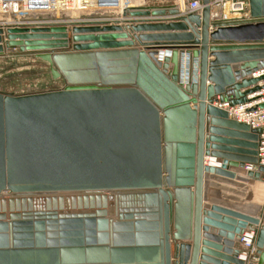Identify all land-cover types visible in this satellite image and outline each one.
Masks as SVG:
<instances>
[{"label":"water","instance_id":"water-1","mask_svg":"<svg viewBox=\"0 0 264 264\" xmlns=\"http://www.w3.org/2000/svg\"><path fill=\"white\" fill-rule=\"evenodd\" d=\"M201 1L187 14L173 3L0 26V55L37 51L66 83L0 90V264H264V205L204 204L210 179L264 174L258 135L214 105L258 89L264 0H248L249 17L236 20ZM40 18L54 15L22 20ZM183 50L199 71L186 87ZM247 230L257 262L239 257Z\"/></svg>","mask_w":264,"mask_h":264},{"label":"built area","instance_id":"built-area-1","mask_svg":"<svg viewBox=\"0 0 264 264\" xmlns=\"http://www.w3.org/2000/svg\"><path fill=\"white\" fill-rule=\"evenodd\" d=\"M83 1L89 2L90 0H0V26L6 25H19L24 23H38V22H51L60 21L61 18L53 20L37 21H24L23 16L26 15H43L51 14L56 9L68 12L86 10L87 8L82 5ZM118 0V5L113 9L122 11L127 7H136L142 5V0ZM248 0H210L212 17L218 20H230L233 15H239L242 19L249 17ZM179 4L181 13L187 14L190 12H201L204 5L201 0H176ZM215 7H219L223 16L213 12ZM110 9L112 7H104ZM229 13V15L226 14ZM53 15V14H51ZM229 16V17H228ZM234 17V16H233ZM179 83L186 87L192 81L198 78V60L190 54L189 51L183 50L179 56ZM253 77L263 76L256 85L258 89L250 92L246 96V101L230 105L228 102L222 103L221 106L227 109L229 116L239 122L248 124L251 130L258 135L257 138V157L259 163L264 165V67L253 73ZM246 170H253V164H247ZM264 183V174L260 180ZM264 205V203H263ZM256 230H247L240 239L241 254L239 257L246 263L249 261H258L256 255Z\"/></svg>","mask_w":264,"mask_h":264},{"label":"rangeland","instance_id":"rangeland-1","mask_svg":"<svg viewBox=\"0 0 264 264\" xmlns=\"http://www.w3.org/2000/svg\"><path fill=\"white\" fill-rule=\"evenodd\" d=\"M149 1L151 4H158L161 1L168 2L170 0ZM171 1L175 2V0ZM95 10H98L97 7H91L87 8L85 12ZM233 16H231V19H242L239 15ZM36 52L37 51L21 52L16 48L5 47L3 54L0 55V90L24 94L34 91L60 89L65 86L63 78L55 79V82L51 80L53 77H51L52 74L49 66L46 65L43 59L34 55ZM214 181L215 180H213V182ZM229 183L231 182L223 179L216 181L215 190L213 191L216 192V196L218 197V199H216L218 200L217 202H223L228 204L227 206H232L250 213L259 212V209L264 203L263 182L251 180ZM224 185H228L230 188L225 189Z\"/></svg>","mask_w":264,"mask_h":264},{"label":"crops","instance_id":"crops-1","mask_svg":"<svg viewBox=\"0 0 264 264\" xmlns=\"http://www.w3.org/2000/svg\"><path fill=\"white\" fill-rule=\"evenodd\" d=\"M149 0H142V5L141 6H148V5H168V4H173V3H175L176 2V0H175V2H173V1H168V2H165V1H161V2H159L158 4H151V2L149 3L148 2ZM85 11L86 10H82L80 13H85ZM95 11H99V12H104V11H110L113 15H114V17L113 18H117V19H119V14L121 13V11L118 9H103V8H99L98 10H95ZM69 13H71V12H69ZM77 14H79V13H75V15H71L73 18H74V16H76ZM166 16H169V15H166ZM76 18V17H75ZM126 39H130V38H118V40H126ZM185 51H187V50H185ZM209 59H214V57H212V56H210L209 57ZM44 62L46 63V65L47 66H49V69H50V64L47 62V61H45L44 60ZM256 73H257V71H256ZM253 75H255V74H251V76H253ZM251 76H249V77H251ZM52 77V76H51ZM51 80L53 81V82H55V79H53V78H51ZM65 82V81H64ZM209 84H210V82H208ZM66 84V83H65ZM214 105H216V106H218V107H222L221 106V104L219 103V102H214ZM223 108V107H222ZM208 158H206V160H207ZM228 182H230L229 180H227ZM210 183L208 184V187H207V185H206V187H205V192H206V195H205V199H204V204L205 205H211L212 203H219V202H217L218 200H216V199H218V197L216 196V192L215 191H213V190H215V186H216V181H214L215 182V184H214V182H213V180L212 179H210V181H209ZM234 183H238L239 181H233ZM213 183V184H212ZM232 183V182H231ZM231 183H229V184H231ZM225 187H228V188H230V186H228V185H224ZM233 186H236V185H233ZM237 187V186H236ZM213 192V193H212ZM214 193H215V195H214ZM215 197H217V198H215ZM223 204V205H228V204H226V203H223V202H220V204ZM263 205V204H262ZM206 233H208V234H210V233H213V234H216L217 233V230L216 229H214L213 227H210V230L208 231V232H205V231H202V234H203V237L205 236V234Z\"/></svg>","mask_w":264,"mask_h":264},{"label":"bare ground","instance_id":"bare-ground-1","mask_svg":"<svg viewBox=\"0 0 264 264\" xmlns=\"http://www.w3.org/2000/svg\"><path fill=\"white\" fill-rule=\"evenodd\" d=\"M213 12L214 13H216V14H218V15H220V16H223V14H222V12H221V10H220V8L219 7H215L214 8V10H213ZM64 13H66V11H62L61 9H56L55 11H53V12H51V14H53L54 15V19H57V18H61V15H63ZM75 13H79V11H72L71 13H67V14H71L72 16L73 15H75ZM226 14L227 15H229V13L228 12H226ZM229 17V16H228ZM237 181H239V182H243V180H237ZM253 181V180H252ZM255 181V180H254ZM257 182L258 181H260V180H256ZM262 182V181H261ZM210 182H208V184H209ZM213 184V183H212ZM207 187H208V185H207ZM224 188L225 189H229L228 187H225L224 186Z\"/></svg>","mask_w":264,"mask_h":264}]
</instances>
